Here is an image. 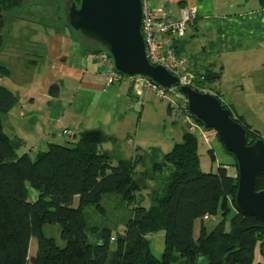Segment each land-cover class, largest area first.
<instances>
[{"label": "trees", "instance_id": "1", "mask_svg": "<svg viewBox=\"0 0 264 264\" xmlns=\"http://www.w3.org/2000/svg\"><path fill=\"white\" fill-rule=\"evenodd\" d=\"M39 3L0 0V53L6 46V15ZM68 4L61 2L57 9L59 20L63 14L62 28L80 43L97 44L92 54L106 52L100 43L80 37L70 28ZM183 40L174 41L179 55ZM11 74L9 67L0 64V78ZM218 80V75L207 68L204 73H196L194 89L212 93L209 86ZM58 91L57 85L51 86L52 95ZM17 102L16 94L0 84V264H264V222L243 213L236 205L237 163L233 176L221 165L216 173L203 172L199 136L188 128L169 153L158 149L146 152L151 167L138 175L137 168L145 166L146 161L137 156L114 165L107 153L99 151L107 140L99 130L81 132L67 144H50L35 156L18 155L20 146L6 134L3 125V116ZM221 102L232 111V118L248 130V144L261 138L232 106ZM168 113L172 114L169 106ZM209 152L215 161L213 149L209 148ZM148 179L158 185L149 193L150 205L146 207L138 195ZM30 188L38 193L36 200L30 197ZM263 189L262 175L257 179L256 190ZM105 196L117 197L120 208L133 207L123 235L114 237L107 223H93L90 219L88 209L93 207L106 214L102 205ZM204 216L210 220L219 217V222L209 231ZM198 220L202 224L196 239ZM45 224L61 227L63 246L44 235ZM159 232L165 233L161 258L154 255L150 243V235ZM32 239L37 242V251L31 257Z\"/></svg>", "mask_w": 264, "mask_h": 264}, {"label": "crops", "instance_id": "2", "mask_svg": "<svg viewBox=\"0 0 264 264\" xmlns=\"http://www.w3.org/2000/svg\"><path fill=\"white\" fill-rule=\"evenodd\" d=\"M154 5L165 9L172 19H179L183 9H197L198 16L180 46L182 54L192 70L204 73L209 68L218 75L213 84L217 90L212 93L264 138V0H154ZM27 8L34 11L32 20H26L22 11L8 15L6 46L1 52L9 49L12 39V50H8L12 58L1 63L12 74L0 78V84L18 97L17 104L3 116L6 134L20 146L17 154L35 156L50 144H64L66 130H73L76 136L99 130L107 137L105 143L123 138L132 146L131 133L123 128L125 115L130 110L142 114L145 106L157 104L160 98L151 92L136 94L127 85H108V67L98 56L86 51L58 24L48 29L40 23V6L38 10L34 5ZM54 84L59 88L57 95L50 93ZM166 111L169 115L168 106ZM180 125L178 142L183 135ZM141 152L149 151L135 143L131 158L119 161L134 159ZM101 153L111 158L108 150ZM31 196L36 200L38 193Z\"/></svg>", "mask_w": 264, "mask_h": 264}, {"label": "water", "instance_id": "3", "mask_svg": "<svg viewBox=\"0 0 264 264\" xmlns=\"http://www.w3.org/2000/svg\"><path fill=\"white\" fill-rule=\"evenodd\" d=\"M67 21L80 37L100 43L112 58L117 72L151 78L164 88L179 84V78L161 65H153L146 52L142 32V0H69ZM192 115L214 130L238 165L236 205L243 213L264 222V189L257 191L264 176V138L248 144V130L232 118L220 98L190 86H180Z\"/></svg>", "mask_w": 264, "mask_h": 264}, {"label": "rangeland", "instance_id": "4", "mask_svg": "<svg viewBox=\"0 0 264 264\" xmlns=\"http://www.w3.org/2000/svg\"><path fill=\"white\" fill-rule=\"evenodd\" d=\"M38 0H28L27 3L32 4V2H37ZM40 3L34 5L36 6V9L40 6V10L43 12L41 15V22L44 23V26L48 29H55L56 25L60 22V27L62 28L64 26V18L63 14L61 16V19L59 20L60 13L57 9L61 8V2H64V4L67 6L69 3V0H39ZM26 12H21L22 16L26 20H32L34 18L33 13L34 11H28L29 9H26ZM38 10V9H37ZM198 13V12H197ZM6 20H8V15H6ZM59 20V22H58ZM30 22V21H29ZM34 22V21H33ZM58 26V25H57ZM10 28L14 30L15 27H12V24L10 25ZM188 33V32H187ZM12 35V34H11ZM187 35V34H186ZM185 35V37H186ZM184 37V38H185ZM12 39L9 40V49L5 51L4 53H0V64L9 63L11 52H8L12 50ZM81 45L83 48L88 52H93L94 49L97 46L94 42H81ZM190 73L196 77V73H202L201 70L195 71L192 70L189 67ZM195 82V80H194ZM212 91H216L217 87L215 85L209 86ZM208 89V88H206ZM213 94V93H212ZM157 104H148L145 106L143 113L141 114V111H132L130 110L127 115H125V121L123 128H127L128 131H130L132 140L134 143H132L130 146L127 144V140H123V138H119L117 142L112 143H103L99 149V151L108 150L111 155V160L114 165H116L119 161V159H129L131 158V151L133 149V146L135 143L141 147L142 150H147L150 152L151 149H158L162 153H169L175 143L178 142V139L176 137V131H181V125L183 126V132L185 129H189V126L183 122V120L178 117L176 114H167V101H161V99H156ZM137 103V101H136ZM139 106V105H137ZM177 122L175 124L174 122ZM180 123V124H178ZM178 126H175V125ZM191 131V130H190ZM213 132H215L213 130ZM67 136V135H66ZM68 137V136H67ZM76 137L70 138L68 137V141L64 142V144L69 143ZM208 146L204 141L199 138V155L201 160V170L205 173H216L219 166H228V172L231 176L235 175L236 168L234 166L236 160L233 155L228 153L224 147V145L221 143L220 140H215ZM127 147L129 151L125 148ZM209 148L213 149V155L215 157V161H213L212 155L209 152ZM145 152L138 153L136 157H140L143 161H146V165H139L137 168V174L140 175L141 172L145 170V168L151 167V163L148 157H146ZM165 175H168V172H166ZM143 184V183H142ZM146 187L141 191L139 196V201L144 206L150 205V199H149V193L153 189V187L157 186L155 180L148 179L146 182ZM32 192L37 193L33 189L30 188V197L32 198L31 194ZM118 198L113 196H105L102 200V205L106 208L107 212L106 214L99 213L98 211H95L96 208H90L88 209L90 214V219L94 223H100V224H108L112 230L114 237L116 235H123V230L125 227L126 221L130 217L131 210L133 207H125L120 208L118 207ZM219 222V217L213 218L212 220L208 221L205 225L207 229L210 231L212 230ZM197 232H195V235H199V229H200V221L196 222ZM44 235L47 238H53L56 240V242L63 246L64 242L61 239V227L59 225H51V224H45L44 225ZM150 243H151V249L154 253V255L158 258L162 257V254L164 252V232H159L156 234H153L150 236ZM37 251V242L35 239H32L30 244V251L29 255L32 257L36 254ZM261 258L258 252V257Z\"/></svg>", "mask_w": 264, "mask_h": 264}, {"label": "built area", "instance_id": "5", "mask_svg": "<svg viewBox=\"0 0 264 264\" xmlns=\"http://www.w3.org/2000/svg\"><path fill=\"white\" fill-rule=\"evenodd\" d=\"M197 12L195 7H189L183 9L179 19H172L165 9L154 5V0H142V32L147 56L153 65H161L177 76L179 78L177 86L164 88L149 77L119 73L114 68L112 58L106 52L101 53L98 58L108 67L106 72L108 85L118 83L129 86L139 95L144 92L157 95L161 100L167 101V106L171 108L172 113L180 117L192 133L198 135L210 146L209 144L217 140V134L199 124L190 111H185L187 100L179 87L184 85L194 88L195 77L189 71L188 57L184 54L179 55L174 47V41L184 38L189 27L195 22ZM66 135L73 138L75 132L66 130ZM210 219L209 216L203 218L205 221Z\"/></svg>", "mask_w": 264, "mask_h": 264}]
</instances>
